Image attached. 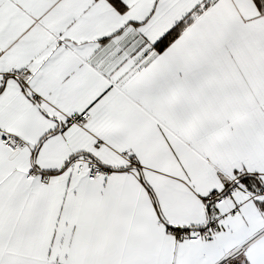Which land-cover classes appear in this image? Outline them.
I'll return each mask as SVG.
<instances>
[{
  "label": "snow or ice",
  "instance_id": "6c2138e0",
  "mask_svg": "<svg viewBox=\"0 0 264 264\" xmlns=\"http://www.w3.org/2000/svg\"><path fill=\"white\" fill-rule=\"evenodd\" d=\"M0 264H264V0H0Z\"/></svg>",
  "mask_w": 264,
  "mask_h": 264
}]
</instances>
